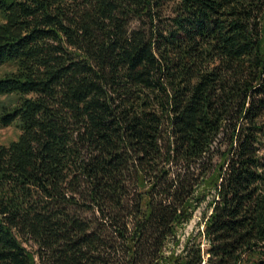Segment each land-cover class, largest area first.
<instances>
[{
    "label": "trees",
    "instance_id": "trees-1",
    "mask_svg": "<svg viewBox=\"0 0 264 264\" xmlns=\"http://www.w3.org/2000/svg\"><path fill=\"white\" fill-rule=\"evenodd\" d=\"M0 16V129L21 132L0 144V264L264 256V0H0ZM212 191L207 249L167 251Z\"/></svg>",
    "mask_w": 264,
    "mask_h": 264
},
{
    "label": "rangeland",
    "instance_id": "rangeland-1",
    "mask_svg": "<svg viewBox=\"0 0 264 264\" xmlns=\"http://www.w3.org/2000/svg\"><path fill=\"white\" fill-rule=\"evenodd\" d=\"M168 8L165 9V15L169 16L170 12H168ZM2 22V17L0 16V23ZM138 26L136 21H133L132 27ZM14 67L12 66H4L0 69V76H4L5 73L9 71H13ZM4 100L3 97H0V101ZM21 134L19 128L16 125L0 129V144L2 145H9L13 141H16ZM226 150L225 141L221 140V143L214 145L212 148L213 151V158L212 164L218 165L221 162V153ZM264 153V152H263ZM215 192L212 191L206 198V200L201 204V206L195 211L191 220L184 225V227L179 230L177 233V237L175 240H179L180 243L178 246H175L173 242L169 241L167 243L166 249L170 251L172 249H176L177 253H180L188 239L191 240V243L196 242L200 243L203 250H206L208 245L204 238H198L197 235L201 231H203V224L205 218L208 217L212 210L209 207V203L213 200ZM25 247L28 250H35L36 248L32 246L31 243L25 244ZM264 264V256L256 254L251 256L246 264Z\"/></svg>",
    "mask_w": 264,
    "mask_h": 264
}]
</instances>
